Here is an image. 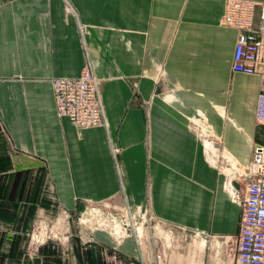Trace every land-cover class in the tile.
Listing matches in <instances>:
<instances>
[{
	"label": "crops",
	"instance_id": "0c3cea01",
	"mask_svg": "<svg viewBox=\"0 0 264 264\" xmlns=\"http://www.w3.org/2000/svg\"><path fill=\"white\" fill-rule=\"evenodd\" d=\"M225 7L0 0V264H142L156 244L169 245L167 264H237L243 207L225 183L244 190L264 147V86L232 69L238 31L222 23ZM89 61L106 119L80 128L58 115L53 82ZM109 200L142 217L130 235L75 224ZM39 220L65 223L30 254Z\"/></svg>",
	"mask_w": 264,
	"mask_h": 264
},
{
	"label": "built area",
	"instance_id": "2783aa9c",
	"mask_svg": "<svg viewBox=\"0 0 264 264\" xmlns=\"http://www.w3.org/2000/svg\"><path fill=\"white\" fill-rule=\"evenodd\" d=\"M222 23L238 31L233 54L232 69L244 74H258L264 86V1L226 0ZM54 97L58 115L68 117L80 128L105 123V107L101 95V80L96 76L89 61L79 77H58L54 79ZM256 119L264 122V89L258 94L255 110ZM119 152L118 147L113 149ZM264 147H254V159L244 174L250 177L244 190L237 187L232 179L225 186L231 197L243 207L237 238V264H264ZM131 223L125 224L115 216L113 225L121 224L124 234L130 235V228L139 223L140 215L127 208ZM120 219V220H119ZM122 222V223H121ZM45 220L34 224L29 233L30 254H36L41 245L53 236ZM44 231V233H42ZM169 245L156 244L152 254L141 256L142 264H167L166 248Z\"/></svg>",
	"mask_w": 264,
	"mask_h": 264
},
{
	"label": "rangeland",
	"instance_id": "374dc122",
	"mask_svg": "<svg viewBox=\"0 0 264 264\" xmlns=\"http://www.w3.org/2000/svg\"><path fill=\"white\" fill-rule=\"evenodd\" d=\"M240 171L247 172V170L245 168L240 169ZM234 175H235V173H233V176ZM122 205H121V203L119 204L118 200H109V201H106L104 203H90L88 205V207L84 210V214L82 216V218L85 219L86 222H82V224H80L79 219H77V217H75V224L76 225H82V226L84 225L88 229H90L92 227L93 228L97 227V229L100 228V229L105 230V231L113 232L112 226H113L114 221H112V220L115 216H120V218L122 219L121 221H123V223H125V224L131 223L130 217H128L127 215H123V214L118 213V207L119 206L122 207ZM141 220H142V218H139L138 221L142 222ZM46 223L49 224V226H48L49 229H51V228L55 229L54 224H56V221L52 220V221L46 222ZM64 223H65V221H60V222L57 221L56 226L63 225ZM150 224L153 226L154 222H150V220H148L147 225H150ZM129 229H130V227H129ZM51 239H53V238H51ZM170 243H171V240L168 239V244H170Z\"/></svg>",
	"mask_w": 264,
	"mask_h": 264
},
{
	"label": "bare ground",
	"instance_id": "6f19581e",
	"mask_svg": "<svg viewBox=\"0 0 264 264\" xmlns=\"http://www.w3.org/2000/svg\"><path fill=\"white\" fill-rule=\"evenodd\" d=\"M82 222H86L85 221V219H82L81 220ZM63 225H60V226H56L57 227V229L55 228V229H53V236L54 237H58V235H59V230H60V228L62 227ZM112 230H113V232H111V234H113V235H115L117 238L118 237H121V236H124V229H123V227H122V225L121 224H115V225H113L112 226ZM137 230H138V233L139 234H141V235H144V233H145V228H143V225H139L138 226V228H137ZM42 233H44V231L42 232ZM168 234H165V238H167L166 236H167ZM169 238H170V236H169ZM169 238H167V239H169Z\"/></svg>",
	"mask_w": 264,
	"mask_h": 264
}]
</instances>
